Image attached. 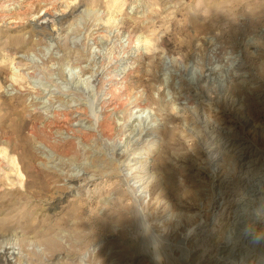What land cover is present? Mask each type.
Segmentation results:
<instances>
[{
    "label": "rangeland",
    "instance_id": "374dc122",
    "mask_svg": "<svg viewBox=\"0 0 264 264\" xmlns=\"http://www.w3.org/2000/svg\"><path fill=\"white\" fill-rule=\"evenodd\" d=\"M0 155V264H264V0H0Z\"/></svg>",
    "mask_w": 264,
    "mask_h": 264
},
{
    "label": "bare ground",
    "instance_id": "6f19581e",
    "mask_svg": "<svg viewBox=\"0 0 264 264\" xmlns=\"http://www.w3.org/2000/svg\"><path fill=\"white\" fill-rule=\"evenodd\" d=\"M55 2V1H54ZM65 11L63 10V11H59V12H54V14L52 15L51 13H49L47 10L46 11H44V12H42V13H40V14H38L37 15V17L35 18V21H37L38 22V24H47L48 22H50V21H52L51 20V16L52 17H59V18H61V17H63L64 15H65ZM4 18V17H3ZM32 18H33V16H32ZM6 19V18H5ZM28 19V18H27ZM52 19H54V18H52ZM16 66V65H15ZM101 71H99L98 73H100ZM107 72V71H106ZM102 75H105V74H102ZM102 75H100V74H98L97 75V77H96V82H97V85L98 86H100V85H102L101 86V90H97L98 91V93L97 94H99V96L101 97V104H100V114L97 116L95 113H94V115H96V116H92V118H90L89 119V115H88V111H87V109H80V108H78V106H77V104L78 103H76V104H73L74 102H72V103H68L67 105H65L66 107L65 108H61V109H54L56 106H54V108H53V111H52V113H51V115L49 114V118H50V120L48 121L49 123H47V122H45V124L47 123V125H50L51 123H58L59 124V128L60 129H62V131H64L67 135H66V137H65V140H67L70 144H73V146H74V148H77L76 147V142H78V144L80 143H85V142H87L88 140H91L92 138H95V137H102V138H104V137H110L111 136V138H112V135H111V121H109V119H110V117L112 116V115H114L115 113H117L118 111H125V110H131V111H129V112H131V113H134V112H137L138 111V109L137 108H139V106H140V104H139V101H138V99L137 98H135L133 101H130V100H128V99H126V101H123L122 99H120V95L118 96L119 98V100L117 101L116 99H115V97H114V93L112 92V91H110V86H109V84L112 82L113 83V81L116 79L115 77H113V76H106V77H103ZM49 79V78H48ZM91 83V82H90ZM95 83V82H94ZM106 83L108 84V87H106L105 85H106ZM54 84V83H53ZM100 84V85H99ZM69 85V84H68ZM68 85H67V87H68ZM97 86V87H98ZM72 87V86H71ZM70 87V88H71ZM84 87V86H83ZM83 87H81V88H83ZM74 88V87H73ZM95 88V87H94ZM57 89V88H56ZM58 89H59V87H58ZM67 89H69V88H67ZM96 89H98V88H96ZM122 89V88H121ZM74 90H79L78 88L77 89H74ZM123 90V89H122ZM122 90H120V91H122ZM61 91V90H60ZM68 91H70L71 92V90H68ZM80 91V90H79ZM82 91V90H81ZM83 91H84V89H83ZM96 91V92H97ZM50 92V91H49ZM62 92V91H61ZM70 92H68V93H70ZM74 92V91H73ZM51 93V92H50ZM65 93V92H64ZM67 93V92H66ZM53 94V93H52ZM72 94V93H71ZM86 94V93H85ZM56 95V94H55ZM74 95H76V94H74ZM83 95H84V93H83ZM94 95V94H93ZM122 95V94H121ZM137 95V94H136ZM96 96V95H95ZM38 97V96H37ZM76 97V96H75ZM88 98H89V96H87ZM68 98H70V97H68ZM78 98H80L81 99V97H78ZM123 98H124V96H123ZM56 98H53V100H55ZM77 99V98H76ZM90 99V98H89ZM124 99V100H125ZM57 100H59V98L57 99ZM56 100V101H57ZM73 100V99H72ZM93 100V99H92ZM70 101V100H69ZM89 101V100H88ZM43 102V101H42ZM52 102V101H51ZM57 102H60V101H57ZM63 102H65L64 100H63ZM67 102V101H66ZM80 102V101H79ZM55 103V102H54ZM81 103V102H80ZM91 103V102H90ZM92 103H93V101H92ZM92 103L90 104V105H92ZM96 104H97V102H95ZM141 103V102H140ZM52 104H53V102H52ZM61 104H63V103H61ZM82 104V103H81ZM84 104V103H83ZM86 104H88V102L86 103ZM142 104V103H141ZM89 105V106H90ZM95 105V104H94ZM93 105V106H94ZM63 106H64V104H63ZM84 106V105H83ZM44 107V106H43ZM87 107V106H86ZM90 107H92V106H90ZM98 108V109H99ZM142 109V108H141ZM93 109L91 108V111H92ZM89 111H90V108H89ZM96 112V111H95ZM93 113V112H92ZM125 113H127V112H125ZM139 113V112H138ZM47 115V114H46ZM91 115V114H90ZM93 115V114H92ZM128 115H129V113H128ZM136 117V116H135ZM48 118V119H49ZM138 118V117H137ZM125 119V118H124ZM86 121H89L90 123H91V127L89 128V127H85V125L83 126V124L86 122ZM127 121H129V119L127 120ZM124 123H125V121H123ZM122 122V123H123ZM52 124V125H53ZM87 124V123H86ZM34 125H36V124H34ZM57 125V124H56ZM30 126H32V125H30ZM46 126V125H45ZM90 126V125H89ZM55 127V126H54ZM57 127V126H56ZM83 127H85V128H83ZM30 128V127H29ZM40 128V127H39ZM48 128V127H47ZM59 128H58V131H59ZM33 130H32V132H33V134H34V130L36 131V127H34V128H32ZM41 129V128H40ZM48 130V129H47ZM57 130V129H56ZM136 130V129H135ZM31 131V130H30ZM29 131V132H30ZM41 131V130H40ZM44 131V130H43ZM132 132V131H131ZM130 132V133H131ZM51 133V132H50ZM64 133V134H65ZM134 133V132H133ZM148 133V132H147ZM32 134V133H31ZM49 134V133H48ZM56 134V133H55ZM58 134V133H57ZM50 135V134H49ZM129 135V134H128ZM135 135V134H134ZM140 135V134H139ZM51 136V135H50ZM60 136V135H59ZM49 137V136H48ZM57 137V136H56ZM62 137V136H61ZM61 137H59V138H61ZM140 138H141V135L139 136ZM52 138V137H51ZM54 138V137H53ZM127 138H129V137H127ZM132 138V137H131ZM134 138V137H133ZM138 138V137H137ZM99 139V138H98ZM121 139V138H120ZM123 139V138H122ZM125 139V138H124ZM49 140V139H48ZM58 141L60 140V139H57ZM109 140H110V138L107 140L108 142H109ZM114 140V139H113ZM112 140V141H113ZM126 140V139H125ZM137 140V139H136ZM53 141H56V140H53ZM104 141H105V139H104ZM116 141V140H115ZM114 141V142H115ZM120 142H122V140H119ZM138 141V140H137ZM52 142V141H51ZM108 142H105V144H107ZM125 142V141H124ZM42 144H43V147L45 146L47 149H49L50 151H54V149H53V145L51 144L50 145V141L48 142V141H45V140H43L42 142H41ZM62 143H64L63 141H62ZM61 143V144H62ZM102 144L104 143V142H101ZM123 143V142H122ZM60 144V143H59ZM79 144V145H80ZM115 144H116V142H115ZM117 144H119L118 142H117ZM58 145V144H57ZM111 145V144H110ZM78 146V145H77ZM115 146V145H114ZM58 147V146H57ZM80 147H81V149H82V146L80 145ZM84 148V147H83ZM78 149V148H77ZM76 149V150H77ZM45 150V149H44ZM78 151V150H77ZM76 151V152H77ZM80 151V150H79ZM83 152V151H82ZM86 152V151H85ZM125 153H127V152H125ZM54 154V153H53ZM56 154V153H55ZM58 154V153H57ZM121 154H122V152H121ZM120 154V155H121ZM119 155V154H118ZM1 156V155H0ZM126 156V155H125ZM2 157V156H1ZM1 157H0V160H1ZM3 160H4V158H3ZM1 162H3V161H1ZM4 164V163H3ZM1 166H3L2 165V163L0 164V167ZM5 166V165H4ZM3 166V167H4ZM6 167H7V165H6ZM2 169V168H1ZM76 176V175H75ZM74 176V177H75ZM82 176V175H81ZM80 176V177H81ZM85 177V176H84ZM84 177H82V178H84ZM88 177V176H87ZM72 178V177H71ZM86 178V177H85ZM75 179V178H74ZM77 179H79V178H77ZM92 179V178H91ZM142 179V178H141ZM80 180V179H79ZM89 180V179H88ZM75 181V180H74ZM141 181V180H140ZM82 182V181H81ZM84 182V181H83ZM86 182V181H85ZM137 182V181H136ZM78 184H79V186L80 185H82L81 183H79L78 182ZM69 185V184H68ZM84 185V184H83ZM78 188V187H77ZM147 188V187H146ZM58 201V200H57ZM58 204V203H57ZM51 206H53V205H51ZM50 206V207H51ZM0 254H1V252H0ZM1 259V258H0Z\"/></svg>",
    "mask_w": 264,
    "mask_h": 264
}]
</instances>
